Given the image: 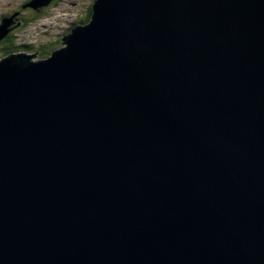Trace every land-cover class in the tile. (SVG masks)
I'll list each match as a JSON object with an SVG mask.
<instances>
[{
    "label": "water",
    "instance_id": "95a60500",
    "mask_svg": "<svg viewBox=\"0 0 264 264\" xmlns=\"http://www.w3.org/2000/svg\"><path fill=\"white\" fill-rule=\"evenodd\" d=\"M92 10L0 65V264H264V0Z\"/></svg>",
    "mask_w": 264,
    "mask_h": 264
},
{
    "label": "rangeland",
    "instance_id": "374dc122",
    "mask_svg": "<svg viewBox=\"0 0 264 264\" xmlns=\"http://www.w3.org/2000/svg\"><path fill=\"white\" fill-rule=\"evenodd\" d=\"M11 1L13 2L12 5L19 4L21 7L30 0ZM96 1L98 0H52L45 14H36L30 7L24 10L19 9L20 7H15L11 12H8V7L0 5V26L2 25V19L4 17H11L14 13H18L16 17L18 16L20 21H15L10 27H21L14 28L11 31L14 33L12 45L15 48L16 46L25 45V47L20 48L18 54H36V58H43L45 53L42 51V55L37 54L40 51L38 47L46 42L55 41L58 39L56 35H59L62 31L65 30V32H68V26L70 24L79 23L83 19L85 20L89 16L90 8ZM18 23L20 25H17ZM50 35H52L51 38L47 37ZM62 46L66 45L60 43L56 47ZM5 50V46L0 47V60H4L7 56L11 55L10 50Z\"/></svg>",
    "mask_w": 264,
    "mask_h": 264
},
{
    "label": "trees",
    "instance_id": "16d2710c",
    "mask_svg": "<svg viewBox=\"0 0 264 264\" xmlns=\"http://www.w3.org/2000/svg\"><path fill=\"white\" fill-rule=\"evenodd\" d=\"M50 7V5L48 6V8ZM90 13H89V16L84 20H81V24H85V23H87L89 20H90V18H91V14H92V12H91V8H90V11H89ZM71 32V30L69 29L68 30V32H66V34L68 35L69 33ZM11 39H12V36L10 35L6 40L7 41H3V44H5L6 46H11V44H10V42H11ZM61 43H63V41L61 42ZM59 47H53V48H50V49H48V50H46V52H45V55H46V57H50V56H53L54 55V52H55V50L56 49H58ZM61 48V47H60Z\"/></svg>",
    "mask_w": 264,
    "mask_h": 264
},
{
    "label": "clouds",
    "instance_id": "9594fccd",
    "mask_svg": "<svg viewBox=\"0 0 264 264\" xmlns=\"http://www.w3.org/2000/svg\"><path fill=\"white\" fill-rule=\"evenodd\" d=\"M78 26H79V27H80V26H83V24H81V21H80L79 23L70 24V25L68 26V28H72V27H75V28H76V27H78ZM63 44H64V43H63ZM65 45H66V44H65ZM55 46H59L58 43H53V44H52L50 47H48L47 49L40 50V51H39V53H40L39 55H42V51H44V53H45L46 50H48V49H50V48H53V47H55ZM66 47H67V45H66V46H63L64 49H65ZM59 50H61L60 47H59L58 49H56L55 52H56V51H59ZM44 57H45V58H50L51 56H50V57H46V55L44 54ZM44 57H43V58H44ZM43 58H42V59H43Z\"/></svg>",
    "mask_w": 264,
    "mask_h": 264
},
{
    "label": "bare ground",
    "instance_id": "6f19581e",
    "mask_svg": "<svg viewBox=\"0 0 264 264\" xmlns=\"http://www.w3.org/2000/svg\"><path fill=\"white\" fill-rule=\"evenodd\" d=\"M94 5V4H93ZM93 5H92V7H93ZM92 7H91V12H92V14H91V18H90V20L86 23L87 25H89L90 23H91V21H92V18H93V10H92ZM86 25V26H87ZM85 25H83V27H84ZM79 27V26H78ZM73 30H71V32H72ZM63 43H64V41H63Z\"/></svg>",
    "mask_w": 264,
    "mask_h": 264
}]
</instances>
